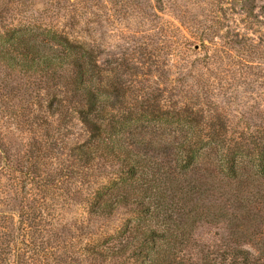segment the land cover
I'll use <instances>...</instances> for the list:
<instances>
[{
	"label": "trees",
	"instance_id": "obj_1",
	"mask_svg": "<svg viewBox=\"0 0 264 264\" xmlns=\"http://www.w3.org/2000/svg\"><path fill=\"white\" fill-rule=\"evenodd\" d=\"M118 1L0 0V106L13 124H0V193L6 178L16 205L0 211V262H31L38 207L60 206L39 198L62 188L87 218L60 224L70 237L131 213L70 252L72 264H264V122L235 123L203 87L166 106L130 89L132 61L101 59L99 13ZM70 113L88 137L64 161L53 140ZM202 224H223L226 236L199 243Z\"/></svg>",
	"mask_w": 264,
	"mask_h": 264
},
{
	"label": "rangeland",
	"instance_id": "obj_2",
	"mask_svg": "<svg viewBox=\"0 0 264 264\" xmlns=\"http://www.w3.org/2000/svg\"><path fill=\"white\" fill-rule=\"evenodd\" d=\"M101 13V59L132 61L135 75L124 78L132 79L128 86L137 94L159 96L166 106L184 101L186 93L194 96V91L203 87L209 100L223 107L235 123L242 122L240 118L264 122V0H126L107 6ZM43 17L52 21L49 13ZM0 108V124L5 121L13 128L12 120L7 119L12 108ZM60 124L53 140L54 154L66 161L69 149L84 142L88 134L73 113ZM15 136L18 138V133ZM2 183L5 187L0 199L5 201H0V211L10 212L16 208L8 199L12 196L10 183L6 178ZM52 192L39 198L40 204L57 202L60 206L47 211L39 206L36 214L43 215V221L25 237L33 257L29 264H72L68 261L70 252L82 250L100 231L112 234L131 217L130 212L119 209L109 220L92 222L86 232L95 234L80 236L81 232L73 229L70 237L61 226L87 218L80 207L69 206L64 189ZM46 219L48 226L53 223L50 231L43 224ZM225 236L223 224H202L193 234L199 243L212 245ZM44 253L48 257L38 261Z\"/></svg>",
	"mask_w": 264,
	"mask_h": 264
}]
</instances>
